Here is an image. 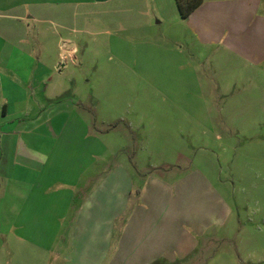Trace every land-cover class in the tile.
<instances>
[{
    "label": "crops",
    "instance_id": "obj_1",
    "mask_svg": "<svg viewBox=\"0 0 264 264\" xmlns=\"http://www.w3.org/2000/svg\"><path fill=\"white\" fill-rule=\"evenodd\" d=\"M163 1L166 13L159 0L151 1L157 17L177 22L176 0ZM132 2L147 4L0 0V264H187L232 221L233 208L208 167L185 162L145 170L133 159L113 158L103 132L93 128L90 108L72 93L78 26L98 5ZM262 5L202 0L180 21L201 48L220 49L251 68L253 95L264 96ZM142 25L150 27V20ZM233 114L235 120L246 115ZM256 148L254 141L234 148L240 181L255 176ZM193 183L207 187L193 193Z\"/></svg>",
    "mask_w": 264,
    "mask_h": 264
},
{
    "label": "rangeland",
    "instance_id": "obj_2",
    "mask_svg": "<svg viewBox=\"0 0 264 264\" xmlns=\"http://www.w3.org/2000/svg\"><path fill=\"white\" fill-rule=\"evenodd\" d=\"M146 1L138 7L132 2L91 9L88 23H81L73 36L78 84L72 93L90 108L93 128L103 132L113 158L133 159L145 170L151 164L191 162L193 169L208 167L216 176L209 177L234 217L219 239L187 264H264V96L253 95L251 68L225 51L216 53L190 40L178 8L177 22L173 17L163 21L152 0ZM162 1L159 8L166 13ZM117 18L125 24L117 26ZM145 20L150 27L142 25ZM30 27L33 33L37 30L33 23ZM244 112H252L253 118ZM233 113L240 115L237 119L246 114L245 119L235 120ZM248 141L257 146L251 152L257 161L250 182L238 179L243 172H236L234 152ZM206 187L193 183L192 192Z\"/></svg>",
    "mask_w": 264,
    "mask_h": 264
},
{
    "label": "trees",
    "instance_id": "obj_3",
    "mask_svg": "<svg viewBox=\"0 0 264 264\" xmlns=\"http://www.w3.org/2000/svg\"><path fill=\"white\" fill-rule=\"evenodd\" d=\"M176 3L180 16L185 19L202 4V0H176Z\"/></svg>",
    "mask_w": 264,
    "mask_h": 264
}]
</instances>
